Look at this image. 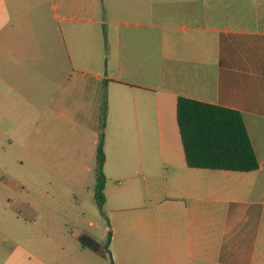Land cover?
Segmentation results:
<instances>
[{"label":"crops","instance_id":"crops-1","mask_svg":"<svg viewBox=\"0 0 264 264\" xmlns=\"http://www.w3.org/2000/svg\"><path fill=\"white\" fill-rule=\"evenodd\" d=\"M104 93L113 264H264V0H0L1 136L38 129L95 186ZM179 97L240 112L258 169L189 168ZM0 264L49 263L16 244Z\"/></svg>","mask_w":264,"mask_h":264},{"label":"rangeland","instance_id":"rangeland-1","mask_svg":"<svg viewBox=\"0 0 264 264\" xmlns=\"http://www.w3.org/2000/svg\"><path fill=\"white\" fill-rule=\"evenodd\" d=\"M108 103L114 105L113 97L107 95V107ZM38 116L33 118L40 120ZM37 130L12 131L11 144L7 134L0 135L1 250H12L17 244L49 264H111L108 258L82 250L69 238L88 232L97 242H105L107 219L91 193L94 182L66 176L43 161ZM113 137L120 139V130H115Z\"/></svg>","mask_w":264,"mask_h":264},{"label":"trees","instance_id":"trees-1","mask_svg":"<svg viewBox=\"0 0 264 264\" xmlns=\"http://www.w3.org/2000/svg\"><path fill=\"white\" fill-rule=\"evenodd\" d=\"M104 84L106 85L107 81ZM106 118L107 99L104 93L95 156L96 182L93 195L102 216H105L103 207L106 178L103 167ZM176 122L185 163L189 168L240 173L254 172L258 169V161L240 112L179 97L176 102ZM107 229L103 244L86 234L79 235L77 240L82 249L108 258L113 264L109 249L111 229L108 219Z\"/></svg>","mask_w":264,"mask_h":264}]
</instances>
